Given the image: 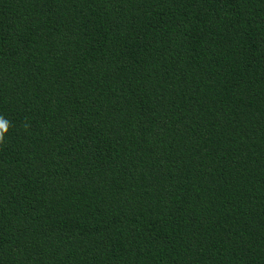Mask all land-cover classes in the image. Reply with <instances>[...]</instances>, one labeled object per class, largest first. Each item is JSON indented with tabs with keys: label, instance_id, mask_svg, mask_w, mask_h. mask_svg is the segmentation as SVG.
<instances>
[{
	"label": "trees",
	"instance_id": "trees-1",
	"mask_svg": "<svg viewBox=\"0 0 264 264\" xmlns=\"http://www.w3.org/2000/svg\"><path fill=\"white\" fill-rule=\"evenodd\" d=\"M0 264H264V0H0Z\"/></svg>",
	"mask_w": 264,
	"mask_h": 264
},
{
	"label": "clouds",
	"instance_id": "clouds-1",
	"mask_svg": "<svg viewBox=\"0 0 264 264\" xmlns=\"http://www.w3.org/2000/svg\"><path fill=\"white\" fill-rule=\"evenodd\" d=\"M8 122L0 117V143L3 142V136L7 131Z\"/></svg>",
	"mask_w": 264,
	"mask_h": 264
}]
</instances>
